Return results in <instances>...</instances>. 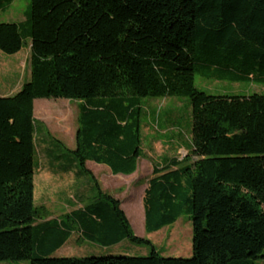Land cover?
Returning a JSON list of instances; mask_svg holds the SVG:
<instances>
[{"label":"trees","instance_id":"1","mask_svg":"<svg viewBox=\"0 0 264 264\" xmlns=\"http://www.w3.org/2000/svg\"><path fill=\"white\" fill-rule=\"evenodd\" d=\"M14 0H0L5 11ZM30 43V80L0 97V263L256 264L264 260V93L209 95L208 80L264 87V0H31L22 21L0 23V51ZM187 97L186 158L152 162L143 198L148 234L189 216L192 257H164L135 235L119 200L88 162L130 176L144 156L145 99ZM37 99L79 103L73 156L94 202L63 225L34 203ZM42 133V130H41ZM70 172L65 154L47 158ZM78 230L103 246L148 245L146 257H51Z\"/></svg>","mask_w":264,"mask_h":264},{"label":"rangeland","instance_id":"2","mask_svg":"<svg viewBox=\"0 0 264 264\" xmlns=\"http://www.w3.org/2000/svg\"><path fill=\"white\" fill-rule=\"evenodd\" d=\"M30 3L31 0H14L8 9L0 11V23L22 21L29 11ZM29 58V41L24 43L22 50L16 55H7L0 51V97L15 95L30 80ZM195 85L198 90L216 96L264 93L262 86L208 80L198 73L195 76ZM143 108L141 131L144 156L140 160L137 174L122 184L114 182L113 179L103 178V186L105 190L119 195L121 191L123 192L119 198L123 201V205H127L126 209L130 212L129 218L136 236L149 240L156 251L164 257L190 258L193 229L189 216L183 215L174 225L148 234L144 228L141 199L145 184L152 175V162L159 163L164 156H178L181 159L188 156L187 149L190 146L192 130L190 99L187 97L145 99ZM78 116L79 103L76 101L37 99L34 102V118L40 130L35 159V202L39 206L45 202L49 209H53V206L64 203L62 201L64 196L59 192L65 188V185L61 183L57 186L55 180L46 174L51 169L47 158L64 153L63 165L68 170H76L73 156L66 149H75ZM105 168L103 165L88 162V169L97 171L99 176L107 172ZM127 197L128 201L125 199ZM132 199L134 202L131 204ZM150 253L151 247L148 245L125 241L120 246L109 249L88 243L85 247L77 248L69 245L52 257L81 258L107 255L146 257ZM19 264H30V262L23 261ZM256 264H264V260H259Z\"/></svg>","mask_w":264,"mask_h":264},{"label":"crops","instance_id":"3","mask_svg":"<svg viewBox=\"0 0 264 264\" xmlns=\"http://www.w3.org/2000/svg\"><path fill=\"white\" fill-rule=\"evenodd\" d=\"M48 162V161H47ZM140 163V161H139ZM139 163H138V168H139ZM106 167V166H105ZM87 168H88V163H87ZM107 168V172L103 175V176H99L97 171H90L92 172L93 176L95 177V179L98 181L99 185L101 186L102 190L113 196L115 199L119 200L121 203V208L122 210L125 212L130 224H131V220L129 218V213L127 208V205H123V201L120 200V196L123 195V192L121 191L120 195L116 194L112 191H107L105 190L104 186H103V178H108V179H113L114 182L118 183V184H122V183H126L127 179H129L130 177H133L137 174V171L130 175V176H126V175H115L110 168ZM105 168V169H106ZM153 170V169H152ZM49 176H51L52 179H54L55 184L57 186H59L61 183H64L65 188H63L59 193L60 195L64 196V199L62 200L60 198V200H62L64 203H59V205L57 204L56 206H53V209H49V206H47L44 203L40 204L41 206L46 208V211L48 212V216H46L45 218L43 217V219H40L37 223L40 225H44L46 223H57V225H63L64 223H69L68 226H70L72 223H70L71 221L68 220V217H73V215H75V213H78L80 211L85 210L88 206H90L93 202V200L90 199H86L85 198V190L88 188H91V186L93 185L92 182L90 180H88L87 177L83 176L82 174H80L77 171H70V172H63V171H56L53 169H50L47 171V173ZM127 178H125V177ZM152 177V175H151ZM151 179V178H150ZM149 179V180H150ZM149 180L147 181V183L145 184L144 190H143V195H142V204H143V198H144V193L145 190L148 187V183ZM142 187V185H141ZM127 199V201L129 200V198H125ZM136 199V198H134ZM134 199H132L131 204L134 202ZM61 202V201H59ZM34 203L36 206H39L36 204L35 202V178H34ZM143 209H142V217L144 219V206L142 205ZM141 214V213H140ZM70 221V222H69ZM73 225V224H72ZM132 226V224H131ZM133 228V227H132ZM125 241L119 243L118 245H113V246H103L99 243L96 242H92L89 241L87 239H85L83 237V235L81 234V232H79L78 230L73 231L71 236L68 238V240L64 243V245H62L59 249H57L55 251V253L53 255H55L58 251L62 250L63 248L67 247V246H72V247H85V245L91 244V245H96L99 246L101 248H105V249H109V248H114L117 246H120L121 244H123ZM52 255V256H53ZM51 256V257H52ZM62 258H70V257H62Z\"/></svg>","mask_w":264,"mask_h":264}]
</instances>
